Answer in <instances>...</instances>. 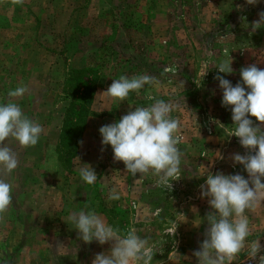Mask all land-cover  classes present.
<instances>
[{
    "label": "rangeland",
    "instance_id": "rangeland-1",
    "mask_svg": "<svg viewBox=\"0 0 264 264\" xmlns=\"http://www.w3.org/2000/svg\"><path fill=\"white\" fill-rule=\"evenodd\" d=\"M260 12L264 0L254 6L245 0H25L22 6L0 0V103L8 102L9 90L25 85L28 92L15 103L44 129L34 147L6 141L19 165L4 177L13 185V204L0 222V264H92L97 254H108L111 243L85 244L67 222L71 212L81 209L95 211L122 234L135 228L155 243L152 264H198L193 252L205 239L207 214L214 211L201 197L207 169L212 175L247 179L231 157L255 154L218 125L234 127L215 77L235 86L241 68L256 64L264 69V26L255 32L251 28ZM229 57L232 73H218V65ZM79 69L97 78L92 116L66 165L57 158V151L63 152L58 140L68 103L78 102L88 80L71 75ZM144 74L156 77L158 85H145L123 102L103 94L114 79ZM157 99L178 105L171 117L180 122L178 148L184 157L181 177L171 189L158 185L151 174L127 173L99 133L102 126ZM79 163L94 169V184L82 181ZM112 189L118 200L109 199ZM247 214V242L258 239L262 250L255 260L244 252L233 264H259L264 255V203ZM173 222L179 224L171 236ZM173 250L182 259L169 260Z\"/></svg>",
    "mask_w": 264,
    "mask_h": 264
},
{
    "label": "clouds",
    "instance_id": "clouds-1",
    "mask_svg": "<svg viewBox=\"0 0 264 264\" xmlns=\"http://www.w3.org/2000/svg\"><path fill=\"white\" fill-rule=\"evenodd\" d=\"M25 0H12L13 5L22 6ZM248 5H256L259 0H245ZM251 25L252 31L264 26V12ZM232 60L221 62L216 68L218 73L231 74ZM206 67L210 65L206 64ZM208 71L203 73V77ZM222 89V106L231 109L234 127L228 130L223 124L218 125L228 131V136L239 139L241 147L248 153L233 154L234 164L242 165L247 179L240 175H212L208 169L205 184L201 185V197H207L211 209L206 216L208 229L199 249L193 252L198 264H233L240 255L247 253L255 260L262 247L258 239L248 243L251 234L248 212L264 203V69L251 64L240 69V83L235 86L220 75L215 77ZM145 85H158L156 77L144 74L131 78L121 76L112 80L103 93L115 101L123 102L132 92L139 91ZM183 85V84H182ZM28 92L25 85H20L7 93L10 98L0 103V222L13 204V185L4 177L18 167L16 152L6 143L15 141L21 148L34 147L43 133V127L27 117L15 103V98H22ZM178 105L163 100H155L148 107H136L122 116L118 122L102 126L99 133L102 144L110 146L114 160L122 162L127 173L133 177L139 174L143 178L149 174L158 177L157 184L172 187V181L180 179L184 154L178 148L182 140L180 122L171 117ZM255 120L257 126H254ZM218 158L223 159L218 153ZM78 161L79 158L77 157ZM79 176L83 182L92 185L97 176L88 164L79 163ZM205 168V167H204ZM119 194L112 189L110 200H118ZM159 210L157 211V214ZM186 222V217L179 214ZM67 222L74 225L85 244L93 241L100 245L111 243L108 254L100 253L92 264H152L156 254V244H150L148 238L137 235L135 228H129L125 234L118 227L105 222L95 211H73L67 216ZM185 222V223H186ZM178 222H173L169 230L174 236ZM59 248L66 249L62 245ZM76 253V249L74 250ZM179 256L175 250L169 253V260ZM180 257V256H179ZM181 258V257H180ZM182 259V258H181ZM180 264V262H178ZM259 264H264V255L259 256Z\"/></svg>",
    "mask_w": 264,
    "mask_h": 264
},
{
    "label": "trees",
    "instance_id": "trees-1",
    "mask_svg": "<svg viewBox=\"0 0 264 264\" xmlns=\"http://www.w3.org/2000/svg\"><path fill=\"white\" fill-rule=\"evenodd\" d=\"M71 75L78 77L86 75L88 80L81 87L78 102L75 104L74 102L68 103L60 128L58 145L60 144L63 152L58 150L57 158L66 165L75 157L86 119L92 116L89 107L97 79L95 72L89 69L71 70Z\"/></svg>",
    "mask_w": 264,
    "mask_h": 264
}]
</instances>
